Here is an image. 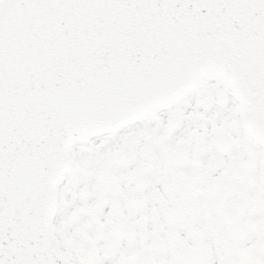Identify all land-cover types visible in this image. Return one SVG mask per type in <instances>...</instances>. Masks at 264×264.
<instances>
[{"label":"snow or ice","instance_id":"6c2138e0","mask_svg":"<svg viewBox=\"0 0 264 264\" xmlns=\"http://www.w3.org/2000/svg\"><path fill=\"white\" fill-rule=\"evenodd\" d=\"M0 264H264V0H0Z\"/></svg>","mask_w":264,"mask_h":264}]
</instances>
